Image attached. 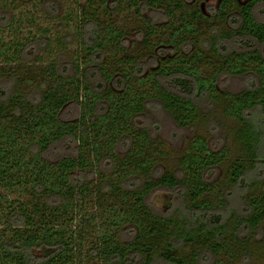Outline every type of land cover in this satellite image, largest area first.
Returning a JSON list of instances; mask_svg holds the SVG:
<instances>
[{
    "label": "trees",
    "instance_id": "trees-1",
    "mask_svg": "<svg viewBox=\"0 0 264 264\" xmlns=\"http://www.w3.org/2000/svg\"><path fill=\"white\" fill-rule=\"evenodd\" d=\"M55 1L0 0V260L66 264L71 259L62 252L66 243L59 239L63 235L55 232L59 228L52 222L57 207L67 208L63 196L53 183L30 177L25 180L30 171L39 176L41 172L55 174L59 169L66 172L64 180L74 200L81 202L86 193L100 202L117 199L120 213L103 220L101 228L108 230L110 224L113 227L126 221L129 226L122 234L127 238L136 234L124 246L107 231L100 233L101 242L93 244L89 253L103 264H220L216 255H238L240 263L249 264L247 239L256 236L252 228L264 221V174H257L258 179L251 183L244 175L249 169L234 166L239 157L231 162L230 149L226 153L211 150L207 140L200 137L190 142L175 172L159 174V168H151V164L163 154L148 131L141 128L139 116L147 104L155 102L178 127H192L206 118L197 103L206 98L220 107L237 130L247 127L251 120L243 117L254 115L256 109L260 116L255 121L264 124V57L252 48L264 43V22L255 19L253 9L264 0H219L211 16L196 6L186 7L184 0H95L97 6L94 0H78L82 10L80 28L77 25L71 30L77 43L73 54L63 47L72 36L58 38V49H53L46 37L48 28L28 12L30 7L51 22L57 12ZM120 2L131 10L130 17L141 22L134 32L142 38L139 43L128 40L125 28L113 22ZM146 11H162L159 15L165 22L154 23L143 15ZM70 21L73 18L65 15V26ZM62 29L57 26L56 33ZM228 42H240L241 46L230 48ZM156 48L163 52L168 48L175 55L159 61V49L153 52ZM150 62L152 69L145 71ZM111 67L117 68L108 70ZM27 70L35 82L21 90L20 74ZM242 76L253 77L252 85L238 93L219 90L221 77ZM64 82L74 84V95L61 91L56 96V89ZM47 83L56 86L47 88ZM105 84H111L113 90L107 88L105 92ZM79 91L84 92L83 98ZM45 101H58L62 111L72 104L78 110L79 120L74 126L66 125V130L50 140L34 132L39 118H43L34 112ZM32 127L35 130L30 131ZM260 127L258 133L250 128L249 132L236 133L243 153L250 137L259 139L257 134L264 133V126ZM62 143L67 146L55 159L56 164L41 170L36 164ZM117 146L125 150L121 158L114 154ZM242 159L250 157L242 155ZM222 163L229 167L214 207L209 194L215 191L216 183L208 182L205 176ZM181 175L185 178L178 181ZM234 187L243 196L242 216L234 217L230 212L225 217L223 212ZM158 190L176 191L180 206L174 207L170 200L167 209L173 210L169 214H154L147 199ZM224 190L227 198L222 196ZM229 219L234 221L236 232L229 229ZM166 227L169 230L165 234ZM152 232L163 234L156 236L163 246H156L154 237L146 238Z\"/></svg>",
    "mask_w": 264,
    "mask_h": 264
},
{
    "label": "rangeland",
    "instance_id": "rangeland-1",
    "mask_svg": "<svg viewBox=\"0 0 264 264\" xmlns=\"http://www.w3.org/2000/svg\"><path fill=\"white\" fill-rule=\"evenodd\" d=\"M95 1V0H94ZM107 2H110L112 0H106ZM185 6L189 7L190 5L196 6L205 16H211V11L215 9L218 5L219 0H184ZM240 3H244L247 0H238ZM57 5V12L55 13V17L53 20L51 19V22L46 19V15L43 16L36 10H32L30 7L28 9V12L30 14L35 15L36 19L39 20L38 24L43 25V27L48 28V34L46 37L49 39L50 43L49 45L53 47V49H58V46L56 45V40L58 38L64 37L66 35L72 36L71 39H69L68 42L65 41V44H63V47H66V52H74L77 48V43L75 41L76 34L72 32L71 30H75L76 26L79 25L80 28V21H79V14L82 10L81 3H78V0H56ZM96 6H97V1ZM120 11L119 15H113L112 19L113 22L116 23L117 26L125 28V31L128 32V40H131L133 42L139 43L142 38H137L136 34L134 33L138 27H141V22L138 19H134L129 16L131 14V10L127 8L126 3L120 2ZM254 9V16L255 19L258 22H264V4H258L255 6ZM94 12H97L96 8L94 9ZM158 14V15H157ZM157 14H151L149 11H146L143 13L146 18L152 20L154 23L157 24H163L165 22L164 18L159 15L162 14V11L157 12ZM65 15L69 16L70 18H73V21L69 22L68 26H65L63 19ZM104 15L100 16V19H104ZM53 21V22H52ZM62 26V31L60 33H56V27ZM144 29V27H143ZM70 45H68V44ZM228 47L230 48H238L241 46V43L239 42H228ZM255 47L259 52V54L264 57V43L262 44H254ZM164 49L163 47H161ZM252 48H246L244 50H249ZM159 49V50H158ZM158 50V52H157ZM168 48L165 49L163 52L160 48H156L153 52H157V57L159 58V61H163L166 58H171L175 54L174 52L167 51ZM45 52V51H43ZM73 54V53H72ZM149 60H144V63ZM158 59H155L156 64H158ZM79 68V65H77ZM153 64L152 62L148 63L145 71L152 69ZM117 67H112L108 70H114ZM29 70L23 71L20 74V81H19V88L21 90H27V88L35 82V79L32 78V75ZM117 74V73H116ZM115 74V75H116ZM114 75V74H113ZM114 75V76H115ZM251 76H242V77H221L218 88L220 91L225 90L231 93H238L239 91L248 88L250 85H252V79ZM70 81V80H69ZM74 84L71 82H64L63 85L60 86L62 89H56V96L59 95L61 91H64L68 94L75 93ZM47 88H55V83H47ZM114 88L111 86V84H105L104 90ZM113 90V89H112ZM79 97L83 98L84 92L79 91ZM58 98V97H57ZM198 103V107L200 108L202 114L206 118H204V121L202 123H197L195 126L187 127V128H180L178 127L174 121L170 118V116L163 111V109L160 107L159 104L155 102H151L145 106L144 112L139 116L141 118V128H145L148 133L150 140L154 143L156 148H158V151L163 154L158 160H155V164H151V168L154 165V168H159L158 172L159 174H162L164 172H175V168L178 165V162L183 155L184 151L187 149L190 142L195 137L204 138L207 140L209 147L211 150L214 151H221L223 150L224 153L230 152L232 153V156L230 155L231 162L234 161L233 157L237 158L239 157V162H235L234 166L236 167H246V169H249V171H246L245 178L248 179L251 183H253L256 179H258V175L264 174V133L263 134H257L259 139L255 138V136H252L249 138L247 144L243 146L244 151H247L246 153H243L241 142L237 139L236 133L238 131H244L249 132L254 131L255 133L258 131V128L260 126H264V124H261L259 121H255L259 118L260 114L258 113V109L253 112L254 115L252 116H245V118H249L251 121L246 122V126L241 127L240 129H236L237 125H234V122L229 119L225 118L222 113L219 106L216 104H212L211 102L207 101L206 98H201ZM39 108V107H38ZM62 105L58 103V101L50 102H43L42 106H40L39 109H36L34 112V116H40L43 118H39L40 122L37 123L38 129L34 131L36 134L43 135L45 140H50L55 133L63 132V130H66V125H69L70 127H73L75 124V121H78L77 118L78 110L76 105L72 104L71 106L67 107L64 111H62ZM255 109V108H254ZM253 109V110H254ZM63 113V117L60 118V113ZM61 113V114H62ZM77 118V119H76ZM242 118V117H241ZM78 123V122H77ZM235 128V129H234ZM250 128V130L248 129ZM262 128V127H260ZM35 130L34 127L30 129V131ZM30 131H28L30 133ZM234 132V134H233ZM258 133V132H257ZM239 143V144H238ZM67 146V144L62 143L56 147H53L49 152V157L47 159H43L42 163L36 164L40 166V169H46L47 167H51L53 164H56L55 159L59 156V154L64 153V148ZM103 151L106 152L107 149L103 147ZM114 154L116 157H123L125 155V150L122 148H119L117 146L114 148ZM225 156L224 154H221ZM242 155H248L250 159L247 161H243ZM51 157V158H50ZM241 158V159H240ZM35 163L37 161L36 158ZM53 167V166H52ZM229 167L228 164H220L216 166L212 173H206V179L208 182L215 181L216 183V189L213 193L209 194L212 195V206L216 207L217 205V199L215 196H217V192L219 189H222V185L225 184L224 177L227 173V168ZM51 171L54 172V169ZM252 172V173H251ZM39 176L36 173L28 172V174L25 177V180H31L30 178L37 179L39 181L43 182H50L55 185V189L60 191L62 197V203L67 208H60L57 207V209L54 210L53 220L55 223H57V227L59 229H55L57 231H61L60 234L63 235L62 238H59L61 240H64L66 249L62 252L65 253L67 260L68 256H70L71 259L67 261L66 264H103L101 259L98 257H92L90 255V249L93 248V244H98L101 242L102 234L105 231H107L108 236H111V238L114 239L115 242L120 243L122 245H126V242L130 244V241H132L134 238L132 236H135L132 234V238H127L125 234H122V232L125 230L126 226H129V223L126 221L124 224H120L118 226H113L112 224L109 225V229L105 230L101 225L103 220L105 219H111L114 215L118 216L117 214L120 213L119 210V204L117 199L116 200H109V198L105 201H98L94 198V196H91L90 194L85 195L84 199L79 202L78 200H74L70 193H68L70 187L68 186L69 183H67L64 180V177L66 175V172H60L59 169L55 171V174L47 175L43 174V172L38 173ZM256 174V175H255ZM259 174V176H260ZM54 175V176H53ZM241 175V174H240ZM180 177V178H179ZM177 177V180L180 181L181 179H184V175ZM22 181V180H21ZM90 184V183H89ZM95 185V178L93 179V185ZM90 188V187H89ZM226 190V189H225ZM225 190L222 193V196L226 197ZM232 193L229 197V203L226 207L225 211L223 212L225 217H229V213H235V216H242V208H243V196L241 191L237 189L236 187L231 189ZM256 194H259V192H256ZM178 194L176 191H167V190H158L155 191L148 199L147 204L150 206L154 214L157 215H167L169 214L173 209L168 211V203L170 200H172L174 207H179L181 200L177 198ZM209 197V196H208ZM223 201H226L224 198H222ZM127 202H131L127 198ZM231 213V214H232ZM1 218L2 215H0ZM118 219H121L119 216ZM124 220V218H122ZM229 225V229L231 228L234 230L235 223L234 221H231L230 219L227 221ZM0 230H2L1 226L3 225V220L0 221ZM169 227L165 228V234L169 230ZM105 230V231H104ZM252 230H255V237L251 239H247L248 243L250 245H247L246 247H249V255L251 256L249 264H264V221L259 224L258 228L253 227ZM3 231V230H2ZM102 231V232H101ZM147 231V230H146ZM144 231V233L146 232ZM149 231V229H148ZM236 232V229L234 230ZM1 232V231H0ZM6 232V231H5ZM7 234V232H6ZM145 235V234H144ZM156 236H163V234L153 232L151 234L146 235V238H156L155 245L156 246H163V241L160 239V237ZM240 236H242L240 234ZM239 236V237H240ZM10 237V236H9ZM153 238V240H154ZM179 253L177 252L178 257ZM190 255V250L186 252V256ZM237 257L235 258H228L225 255H216V261L217 263L220 262V264H243L240 263L239 260H237ZM257 260V262H256ZM0 264H16L15 262L8 260V261H2L0 260ZM65 264V263H64Z\"/></svg>",
    "mask_w": 264,
    "mask_h": 264
}]
</instances>
